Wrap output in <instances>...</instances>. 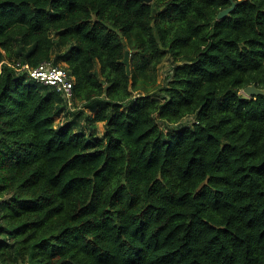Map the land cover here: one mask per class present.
<instances>
[{
    "label": "trees",
    "instance_id": "16d2710c",
    "mask_svg": "<svg viewBox=\"0 0 264 264\" xmlns=\"http://www.w3.org/2000/svg\"><path fill=\"white\" fill-rule=\"evenodd\" d=\"M252 84L264 0H0V264H264Z\"/></svg>",
    "mask_w": 264,
    "mask_h": 264
},
{
    "label": "built area",
    "instance_id": "2783aa9c",
    "mask_svg": "<svg viewBox=\"0 0 264 264\" xmlns=\"http://www.w3.org/2000/svg\"><path fill=\"white\" fill-rule=\"evenodd\" d=\"M18 67L37 82L54 86L71 103L74 80L64 68L56 66L52 61H44L36 67L18 63Z\"/></svg>",
    "mask_w": 264,
    "mask_h": 264
},
{
    "label": "water",
    "instance_id": "95a60500",
    "mask_svg": "<svg viewBox=\"0 0 264 264\" xmlns=\"http://www.w3.org/2000/svg\"><path fill=\"white\" fill-rule=\"evenodd\" d=\"M144 2H147V3H151L152 0H142ZM235 7V3L232 2V5L230 8L228 9H225L223 11H221L218 15V19H222L224 17H226L227 15L230 14V12L232 11V9H234ZM129 55H130V51H127L126 52V55H125V62L127 64V68H128V74H130V61H129ZM244 94L247 96V97H257V96H260V95H264V88H260L258 87L256 84H252V85H249L247 86L244 90H243Z\"/></svg>",
    "mask_w": 264,
    "mask_h": 264
},
{
    "label": "rangeland",
    "instance_id": "374dc122",
    "mask_svg": "<svg viewBox=\"0 0 264 264\" xmlns=\"http://www.w3.org/2000/svg\"><path fill=\"white\" fill-rule=\"evenodd\" d=\"M172 69H173V65L171 63L170 60H166L160 67H159V73H158V81H157V85L158 84H162V83H165L166 79H168L171 75V72H172ZM138 92L136 91L135 92V95L134 97H138ZM243 95L244 92L242 91L241 92ZM246 96V95H245ZM57 123L60 122L61 120L59 118H57ZM189 122L192 121V119H188ZM163 126V124H162ZM104 130V126L103 124H100V131H103Z\"/></svg>",
    "mask_w": 264,
    "mask_h": 264
},
{
    "label": "crops",
    "instance_id": "0c3cea01",
    "mask_svg": "<svg viewBox=\"0 0 264 264\" xmlns=\"http://www.w3.org/2000/svg\"><path fill=\"white\" fill-rule=\"evenodd\" d=\"M59 119L61 120V118L59 117Z\"/></svg>",
    "mask_w": 264,
    "mask_h": 264
}]
</instances>
